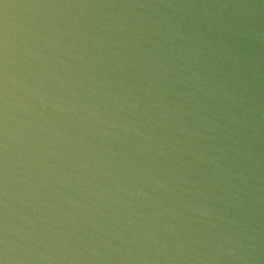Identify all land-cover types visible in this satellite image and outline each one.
<instances>
[{
	"label": "water",
	"instance_id": "obj_1",
	"mask_svg": "<svg viewBox=\"0 0 264 264\" xmlns=\"http://www.w3.org/2000/svg\"><path fill=\"white\" fill-rule=\"evenodd\" d=\"M5 264H264V0H0Z\"/></svg>",
	"mask_w": 264,
	"mask_h": 264
},
{
	"label": "snow or ice",
	"instance_id": "obj_2",
	"mask_svg": "<svg viewBox=\"0 0 264 264\" xmlns=\"http://www.w3.org/2000/svg\"><path fill=\"white\" fill-rule=\"evenodd\" d=\"M0 264H5L4 260L0 259Z\"/></svg>",
	"mask_w": 264,
	"mask_h": 264
}]
</instances>
